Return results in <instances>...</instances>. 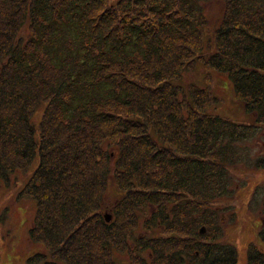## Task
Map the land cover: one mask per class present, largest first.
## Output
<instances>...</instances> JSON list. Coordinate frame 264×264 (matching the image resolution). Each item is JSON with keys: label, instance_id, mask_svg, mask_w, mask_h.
<instances>
[{"label": "trees", "instance_id": "trees-1", "mask_svg": "<svg viewBox=\"0 0 264 264\" xmlns=\"http://www.w3.org/2000/svg\"><path fill=\"white\" fill-rule=\"evenodd\" d=\"M198 60L247 120L211 112L210 85L180 84ZM259 130L264 0H0V185L31 173L17 198L35 202L29 240L46 250L26 264H120L127 249L137 264H238L231 169ZM259 233L246 264H264Z\"/></svg>", "mask_w": 264, "mask_h": 264}, {"label": "rangeland", "instance_id": "rangeland-1", "mask_svg": "<svg viewBox=\"0 0 264 264\" xmlns=\"http://www.w3.org/2000/svg\"><path fill=\"white\" fill-rule=\"evenodd\" d=\"M222 12V4L218 1H213L206 6L209 24L204 31L205 42L212 39L213 27L217 25ZM207 76L208 71L203 61L198 60L183 74L180 84L184 87L194 84L197 88L210 85L212 94L220 99L218 104L211 106V112L229 114L239 121L247 120L241 105L236 102L228 77L216 72H210V76L208 78ZM36 118L40 120L41 112ZM108 149L112 150L111 147ZM237 155L242 162L239 161L231 172L235 186H239L235 203H233L238 218L235 227H228L225 241L235 245L239 255L238 264H246L247 243L260 244L259 232L264 227V214L261 212L264 208V169L256 170L254 167L258 161L264 159V131L259 130L252 138L238 143ZM30 174L15 173L11 177L10 187L0 185V264H26L25 259L33 252H46L43 246L31 243L29 240L28 233L36 212L35 202L31 199L18 200L17 198ZM254 192L255 197H253ZM120 194L118 187L111 185L106 198L109 201L108 208H111ZM252 199L260 205V210L253 212L250 209L249 203ZM143 231L144 229L138 230L137 235ZM131 248L133 249L134 246L131 245ZM139 254L147 258L149 252L144 251ZM135 255H137L136 252L130 253L127 249L125 253H115V259L120 264H137L138 260L132 261Z\"/></svg>", "mask_w": 264, "mask_h": 264}, {"label": "water", "instance_id": "water-1", "mask_svg": "<svg viewBox=\"0 0 264 264\" xmlns=\"http://www.w3.org/2000/svg\"><path fill=\"white\" fill-rule=\"evenodd\" d=\"M105 219H106L107 222H111L112 219H113V216L111 214L106 213L105 214ZM205 232H206L205 227H202V229L200 230V233L204 234Z\"/></svg>", "mask_w": 264, "mask_h": 264}]
</instances>
